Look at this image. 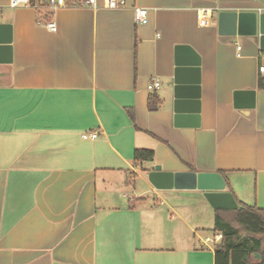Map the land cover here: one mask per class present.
I'll return each mask as SVG.
<instances>
[{"label":"crops","instance_id":"crops-1","mask_svg":"<svg viewBox=\"0 0 264 264\" xmlns=\"http://www.w3.org/2000/svg\"><path fill=\"white\" fill-rule=\"evenodd\" d=\"M43 1L0 0L12 27V61L0 64V264H214L217 244L201 245L218 209L198 189H154L147 173L224 171L236 201L264 209V51L256 37L217 33L220 11L263 12L264 0ZM177 44L200 56L197 127L174 126L170 112ZM237 89L255 90L253 109L233 107ZM136 149L152 161H135Z\"/></svg>","mask_w":264,"mask_h":264},{"label":"water","instance_id":"water-1","mask_svg":"<svg viewBox=\"0 0 264 264\" xmlns=\"http://www.w3.org/2000/svg\"><path fill=\"white\" fill-rule=\"evenodd\" d=\"M217 33L221 36L256 37L259 49L264 51V11H220L217 14ZM12 27L0 23V64L12 61ZM200 56L187 44L174 48L172 96L170 112L176 127H197L200 122ZM256 104L254 89H237L232 93V105L236 109H253ZM149 183L156 190H193L204 192V197L214 209L235 210L238 203L234 195L226 191V183L219 172L193 170L167 171L158 164L147 173ZM261 259L258 253H254Z\"/></svg>","mask_w":264,"mask_h":264},{"label":"trees","instance_id":"trees-1","mask_svg":"<svg viewBox=\"0 0 264 264\" xmlns=\"http://www.w3.org/2000/svg\"><path fill=\"white\" fill-rule=\"evenodd\" d=\"M258 87L264 89V77L258 79ZM161 100L152 95L148 100V107L154 109ZM151 149H136L133 157L137 162L152 161ZM219 172L225 183L224 171ZM235 210H216L214 232H221L222 238L215 247L214 264H264V209L238 202ZM233 214V221L227 215ZM258 253L261 259H257Z\"/></svg>","mask_w":264,"mask_h":264},{"label":"built area","instance_id":"built-area-1","mask_svg":"<svg viewBox=\"0 0 264 264\" xmlns=\"http://www.w3.org/2000/svg\"><path fill=\"white\" fill-rule=\"evenodd\" d=\"M45 6L49 9H55L59 6H66L68 1L67 0H44ZM71 3L73 5L77 6H85L89 7L92 9H98L99 6L97 5L96 0H71ZM31 0H10V7H17L20 5H30ZM127 1L126 0H103V8L107 9H118V8H123L126 7ZM132 11H133V19L136 24H146L148 22V10L145 7H141L138 5L132 6ZM209 18L210 15L208 14V11L205 9L200 10L199 16H198V22L200 25H207L209 23ZM47 27L51 31L56 30V25L55 22L49 21L47 24ZM258 73L260 74L261 77H264V63L260 64L258 66ZM159 86V81L158 79H154L149 85L148 88L150 90H153ZM98 133L96 131L91 132V133H82L81 137L83 139H95L97 138ZM222 238V234L220 232H215L213 233L212 237H206L205 240L203 241L201 246H208L207 244L213 243V244H218L219 241Z\"/></svg>","mask_w":264,"mask_h":264},{"label":"rangeland","instance_id":"rangeland-1","mask_svg":"<svg viewBox=\"0 0 264 264\" xmlns=\"http://www.w3.org/2000/svg\"><path fill=\"white\" fill-rule=\"evenodd\" d=\"M227 217H228V219L232 222V224H233L234 226H236V223L233 221V214H228ZM212 235H213V234H212ZM212 235H211L210 237H212ZM209 246H210V248H214L216 245L213 244V243H210Z\"/></svg>","mask_w":264,"mask_h":264}]
</instances>
